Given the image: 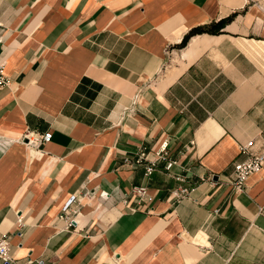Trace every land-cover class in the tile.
Here are the masks:
<instances>
[{
  "label": "crops",
  "instance_id": "obj_1",
  "mask_svg": "<svg viewBox=\"0 0 264 264\" xmlns=\"http://www.w3.org/2000/svg\"><path fill=\"white\" fill-rule=\"evenodd\" d=\"M0 60L14 264H264V166L230 184L241 144L264 150V0H0ZM166 141L149 178L126 161Z\"/></svg>",
  "mask_w": 264,
  "mask_h": 264
},
{
  "label": "built area",
  "instance_id": "obj_2",
  "mask_svg": "<svg viewBox=\"0 0 264 264\" xmlns=\"http://www.w3.org/2000/svg\"><path fill=\"white\" fill-rule=\"evenodd\" d=\"M9 83L8 76L4 72V64L0 60V89L6 87ZM139 100V96L136 98V101ZM53 137L52 131H47L44 133H38L35 131L28 130L25 134L18 138L17 140L20 142H25L32 149H40L44 143L50 141ZM254 145L253 140H249L248 142L241 144L240 151L245 155V158L234 163V169L230 177L231 186L238 192H241L245 189L246 180L253 174L259 172L264 166V150L255 153L252 151V147ZM168 156V142H164L160 149L156 152L155 158H149V153L146 150H141L134 160L130 158H126V161L129 163L135 164H143L146 168V176L149 178L153 172L156 170L157 162L159 159H165ZM173 161H168L166 164V168L170 169L173 165ZM148 185H136L130 188V193L137 196L140 200H144L148 195ZM174 197L177 200H180L187 196L190 193L188 188H179L174 190ZM102 197H108V193L105 191L101 192ZM78 201L76 196H72L68 199V201L63 206L60 218H64L68 225L67 227L72 225V221L75 220L73 217L72 208H74V203ZM75 214L76 211H75ZM23 217H18V225H23ZM10 237L5 235L0 238V260L3 264H14V258L10 251ZM201 246L207 248L208 244L200 243ZM26 264H44L42 259H31L28 258Z\"/></svg>",
  "mask_w": 264,
  "mask_h": 264
},
{
  "label": "rangeland",
  "instance_id": "obj_3",
  "mask_svg": "<svg viewBox=\"0 0 264 264\" xmlns=\"http://www.w3.org/2000/svg\"><path fill=\"white\" fill-rule=\"evenodd\" d=\"M260 65H261V68L264 70V65L262 63Z\"/></svg>",
  "mask_w": 264,
  "mask_h": 264
}]
</instances>
